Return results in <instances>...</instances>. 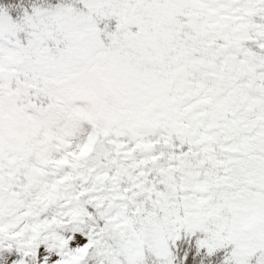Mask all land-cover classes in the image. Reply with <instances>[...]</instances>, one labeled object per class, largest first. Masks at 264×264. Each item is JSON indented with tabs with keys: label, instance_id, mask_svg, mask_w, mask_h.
Returning <instances> with one entry per match:
<instances>
[{
	"label": "snow or ice",
	"instance_id": "snow-or-ice-1",
	"mask_svg": "<svg viewBox=\"0 0 264 264\" xmlns=\"http://www.w3.org/2000/svg\"><path fill=\"white\" fill-rule=\"evenodd\" d=\"M242 40L232 71L193 84L172 117L135 132L85 126L33 185L0 171V264H264V0H228ZM88 0H0L8 88L43 109L36 75L58 23Z\"/></svg>",
	"mask_w": 264,
	"mask_h": 264
},
{
	"label": "rangeland",
	"instance_id": "rangeland-1",
	"mask_svg": "<svg viewBox=\"0 0 264 264\" xmlns=\"http://www.w3.org/2000/svg\"><path fill=\"white\" fill-rule=\"evenodd\" d=\"M60 21L61 46L36 75L43 109L9 86L25 75L6 53L0 101V171L35 185L85 126L139 129L169 120L193 84L232 71L242 40L228 0H88Z\"/></svg>",
	"mask_w": 264,
	"mask_h": 264
}]
</instances>
